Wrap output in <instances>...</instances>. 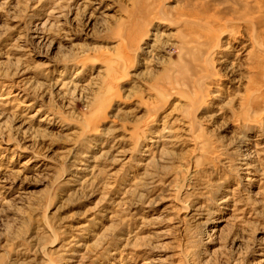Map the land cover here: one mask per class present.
Returning <instances> with one entry per match:
<instances>
[{
    "label": "rangeland",
    "instance_id": "374dc122",
    "mask_svg": "<svg viewBox=\"0 0 264 264\" xmlns=\"http://www.w3.org/2000/svg\"><path fill=\"white\" fill-rule=\"evenodd\" d=\"M145 1L0 0V264H264V0Z\"/></svg>",
    "mask_w": 264,
    "mask_h": 264
},
{
    "label": "bare ground",
    "instance_id": "6f19581e",
    "mask_svg": "<svg viewBox=\"0 0 264 264\" xmlns=\"http://www.w3.org/2000/svg\"><path fill=\"white\" fill-rule=\"evenodd\" d=\"M145 2L147 9L156 14V17L161 16L162 11L168 7L163 4V0H146ZM237 5H244L245 7L249 6L248 3H237ZM189 9L192 13L195 14H204L209 12V8H204L202 5H189ZM258 11L260 12V10ZM219 12V10L214 9L213 15ZM259 18V20L252 21L251 26H253V28L255 26H258L259 29H261L262 27L264 28V22L261 24L262 17ZM166 22L168 25L171 26L170 22ZM207 23L208 19L204 20L201 18H189L186 16H183L182 19L179 21L180 26L183 28H187L188 31L192 34L191 38H189L188 40H182L180 42L181 50H185L186 54L191 53L192 55H190V57L184 62L179 63L178 66H176L177 68L175 67L172 70V73L177 78L174 81L176 84L175 86H185L189 87L192 90V93L191 95H189L187 101L192 108L195 109L196 107H198L197 110L204 103V97L207 96L205 93H203L204 91L202 92L203 86L206 82L212 79V74L209 71V65L207 64L205 59H202L203 54L208 55V51L206 53L203 52V46L207 42L212 43L213 48L218 47L219 45V42H215L214 36L211 35L210 28L208 27ZM61 85V87H66L65 85H70L71 87H73L72 89H77V85L71 81L70 83H62ZM70 86H68L67 89H69ZM153 142L158 143L159 137ZM81 157L87 159L89 156L85 154ZM209 231L211 232L213 230Z\"/></svg>",
    "mask_w": 264,
    "mask_h": 264
}]
</instances>
